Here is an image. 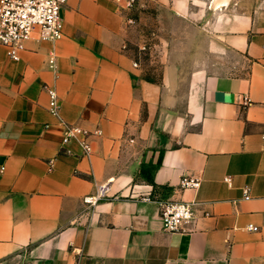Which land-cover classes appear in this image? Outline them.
Here are the masks:
<instances>
[{
	"label": "crops",
	"instance_id": "0c3cea01",
	"mask_svg": "<svg viewBox=\"0 0 264 264\" xmlns=\"http://www.w3.org/2000/svg\"><path fill=\"white\" fill-rule=\"evenodd\" d=\"M157 3L127 28L112 0H69L61 40L35 33L19 61L0 45V264H264V9ZM45 86L102 132L89 156L63 145ZM164 200L198 203L183 232Z\"/></svg>",
	"mask_w": 264,
	"mask_h": 264
},
{
	"label": "built area",
	"instance_id": "2783aa9c",
	"mask_svg": "<svg viewBox=\"0 0 264 264\" xmlns=\"http://www.w3.org/2000/svg\"><path fill=\"white\" fill-rule=\"evenodd\" d=\"M69 0H1L0 2V45L7 48L9 58L19 61L21 53L25 50L35 33L41 40L58 41L63 38L62 12ZM123 14L127 28L135 27L138 23L139 12H142L147 0H112ZM146 45L138 49L141 55L146 50ZM54 68V57L49 60ZM138 67L137 63H134ZM49 96V112L60 119L63 126V145L77 142L85 155L92 153L90 139L100 136L102 132L88 131L80 126H73L64 122L60 117L59 96L55 88L45 86ZM70 154L69 151H66ZM225 182L230 184V179ZM201 186V180L193 176H183L179 183V190H193L197 192ZM248 191L246 190L245 193ZM98 198L86 199V203L93 205ZM160 207L159 215L163 229L169 233L183 232L185 226L193 222L195 218L196 201L164 200L157 202ZM248 230L257 231L253 225Z\"/></svg>",
	"mask_w": 264,
	"mask_h": 264
},
{
	"label": "rangeland",
	"instance_id": "374dc122",
	"mask_svg": "<svg viewBox=\"0 0 264 264\" xmlns=\"http://www.w3.org/2000/svg\"><path fill=\"white\" fill-rule=\"evenodd\" d=\"M203 1L205 2L204 4H207L206 2L208 0H203ZM145 4L146 5L144 6L142 11H144L147 14H151L149 15L150 17H154L155 19H157L158 13H159L157 0H147ZM230 6H231V9L233 11H236L237 13L239 12L255 13L257 11H261L264 9V0H231ZM204 19H206L205 16H204ZM138 21H139V16H138ZM157 24H160L159 21L157 22ZM149 43L148 41H146V43L144 44L146 45L145 46L146 50L141 54V59H142L143 65L145 66L147 65V67H149V69L151 70L152 68H156L157 65L151 63L156 52L155 51L152 52L151 45ZM139 48H136V50L138 51Z\"/></svg>",
	"mask_w": 264,
	"mask_h": 264
}]
</instances>
